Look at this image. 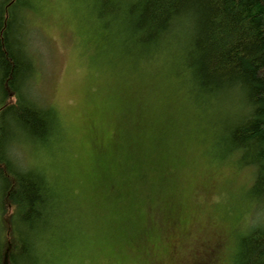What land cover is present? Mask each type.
Returning a JSON list of instances; mask_svg holds the SVG:
<instances>
[{
	"label": "rangeland",
	"instance_id": "374dc122",
	"mask_svg": "<svg viewBox=\"0 0 264 264\" xmlns=\"http://www.w3.org/2000/svg\"><path fill=\"white\" fill-rule=\"evenodd\" d=\"M20 1L31 7L14 8L13 49L34 72L18 85L25 100L53 111L58 132L47 143L32 139L0 111V133L16 130L33 145L30 164L7 160L13 169L44 174L69 200L66 238L42 241L45 264H232L238 236L264 222L257 199L245 201L255 169L237 164L236 153L233 162L218 158L221 121L236 116L196 104L173 72L147 84L148 76L95 61L90 0ZM4 182L0 175V197ZM20 231L14 263L34 264L29 225ZM3 232L0 216V240Z\"/></svg>",
	"mask_w": 264,
	"mask_h": 264
},
{
	"label": "trees",
	"instance_id": "16d2710c",
	"mask_svg": "<svg viewBox=\"0 0 264 264\" xmlns=\"http://www.w3.org/2000/svg\"><path fill=\"white\" fill-rule=\"evenodd\" d=\"M19 3L22 12L31 7L28 1H1L5 14L0 17V111L12 114L32 139L47 143L56 137L57 118L50 109L25 100L18 85L24 74L34 72L30 57L13 49L14 8ZM181 19L187 27H178ZM87 20L93 59L99 63L148 76L147 84H153L155 74L173 72L186 82L190 98L209 110L224 107L226 91L242 93L243 114L222 120L215 136L218 158L220 163L233 162L236 153L237 164L255 169L245 201L249 206L257 199V210L264 213V0H90ZM215 115L219 118V111ZM160 138L151 136L149 152L145 144L141 147L144 158L155 152ZM0 175L5 181L0 197L4 231L0 264H19L14 262L23 237L21 223L29 225L32 240L27 257L45 264L42 241H50L54 234L61 242L66 238L69 200L51 190L44 174L29 168L17 171L3 157ZM230 259L232 264H264V222L250 224L238 236Z\"/></svg>",
	"mask_w": 264,
	"mask_h": 264
},
{
	"label": "clouds",
	"instance_id": "9594fccd",
	"mask_svg": "<svg viewBox=\"0 0 264 264\" xmlns=\"http://www.w3.org/2000/svg\"><path fill=\"white\" fill-rule=\"evenodd\" d=\"M179 26L187 27L186 20H179ZM221 102L229 116H240L244 111V99L238 89L226 91ZM33 145L22 133L11 130L8 134L0 133V157L12 164L24 167L32 162Z\"/></svg>",
	"mask_w": 264,
	"mask_h": 264
}]
</instances>
